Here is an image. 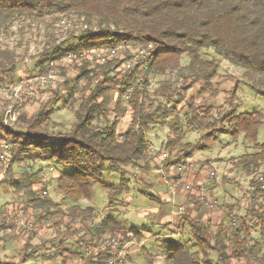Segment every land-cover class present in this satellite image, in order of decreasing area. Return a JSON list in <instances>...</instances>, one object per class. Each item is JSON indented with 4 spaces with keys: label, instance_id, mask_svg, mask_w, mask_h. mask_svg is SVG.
Returning a JSON list of instances; mask_svg holds the SVG:
<instances>
[{
    "label": "trees",
    "instance_id": "1",
    "mask_svg": "<svg viewBox=\"0 0 264 264\" xmlns=\"http://www.w3.org/2000/svg\"><path fill=\"white\" fill-rule=\"evenodd\" d=\"M56 15L77 16L88 23L94 19L98 28L95 32L84 31L73 39L77 43L74 46L68 39L41 54L37 62L41 71L76 48L94 49L121 42L151 43L155 54L146 72L138 69L122 72L117 61L100 65L97 72L87 63L71 65L76 71L70 93L60 97L55 92L53 97L61 98L62 106L73 112L75 122L67 132L56 129L59 125L52 120L54 109L50 101L42 104L29 119L21 118L22 129L0 126V138L10 145L13 153L7 162V173L16 163L28 161L29 170L30 165H39L36 172L23 175L19 180L11 181L2 176L0 189L11 185L16 194H22L26 208L39 211L38 221L55 214L56 205L48 197V191L47 195H42L51 182L55 183L63 200L77 204L89 196L91 182H98L103 173L120 169L125 174L129 167L144 159L150 149L145 136L158 125L174 135L167 138L163 146L170 157L169 165L184 162L196 151L206 149L201 142L216 132L221 133L224 125L233 138L242 135L245 141L254 144L255 152L240 157L236 166L252 177L264 165V144L255 143L262 121L259 112L239 115L228 112L213 118V108L203 113L197 111L193 104L195 98L188 102L181 121L175 110V105L181 104L190 90L185 85L188 80L193 85L198 83L197 96L214 93L212 81L217 75V62L208 58L209 51L243 70V78L264 89V0H0V39L6 26L17 19L39 20ZM182 60L189 75L180 77L185 80L183 86L175 87L171 81L176 79L177 73L176 77L165 73L178 71ZM15 68L14 54L0 47V84L15 75ZM139 77H142L140 81ZM155 78L159 79L158 86L152 91L151 79ZM171 103L172 108L168 106ZM126 114L129 121L123 127ZM210 127L214 133L208 130ZM217 127H221V131L216 130ZM192 131L204 133L195 144L184 143L185 134ZM173 157L177 160L173 161ZM42 163L54 170L60 167L66 171L51 182L49 179L42 187L39 179L44 169ZM122 184L115 189L111 187L112 201L122 193ZM251 186L256 196L247 203L246 215L237 217L238 227L219 223L212 229L209 223L183 219L191 238L184 243L169 244L166 263L264 264V205L259 204L264 189H260L257 178L251 180ZM76 210L79 211L76 206L72 208ZM88 211L80 210L77 216L82 220L80 227L68 223L71 237L80 231L89 232L93 239L97 233L125 241L133 238L128 237L129 232H133L136 239L140 235L134 228L126 230L112 217L93 224L92 228V220L87 222ZM84 238L72 239L79 250L93 243ZM28 242L23 251L25 257L18 264L35 253L29 250ZM59 246L64 252L68 249L63 242ZM53 257L54 254L43 256L44 259ZM104 259L105 256L100 255L97 262ZM85 262L97 264L91 259Z\"/></svg>",
    "mask_w": 264,
    "mask_h": 264
},
{
    "label": "rangeland",
    "instance_id": "2",
    "mask_svg": "<svg viewBox=\"0 0 264 264\" xmlns=\"http://www.w3.org/2000/svg\"><path fill=\"white\" fill-rule=\"evenodd\" d=\"M97 28L98 25L96 20L93 19L88 23L83 18L71 15L49 16L39 20L20 18L6 26L0 39V47L14 54L16 73L13 77L6 78L5 81L0 84V126L11 127L15 130L22 129L21 118L29 119L42 104L50 101V105H52L54 109L52 120L55 124L59 125L56 129L63 132L70 130L72 124L75 122L73 112L69 108L62 106L63 100L61 98L55 100L53 97L55 92H57L60 97L70 93L76 69L73 66L67 70H62L57 67V62H54L49 68H45L41 71V67H38L37 62L41 54L46 53L50 48L68 39L69 44L74 46L77 43L76 40L73 39L79 38L80 35L87 30L95 32ZM208 58L217 62V75L212 81L214 93L211 95L206 94L197 96L198 83L193 85L190 84L191 82L189 80L185 82V80L183 81V79L180 78L189 75L183 60L181 61L180 69L178 71L175 70L177 77L175 80L171 81L175 84L174 86H183L182 83L185 82V85L190 87V90L185 95L184 101L179 105H175L178 119L181 121L184 118L183 115L186 112L187 104L192 98H195L193 104L199 113H203L207 108H213V118H219L228 112H234L236 115L259 112L262 115V121L258 128L255 143L264 144V89L243 78V70L221 60L212 51H209ZM48 71H54L62 80L61 82H57L53 88L49 83L43 87V89H40V87L37 86L36 79L45 75ZM179 74H182V76H179ZM158 81L159 79L157 78L151 79L152 91L158 86ZM234 86H236V88L233 90ZM42 92L45 96L43 99H40V93ZM115 97L116 95L114 94V98ZM168 106L172 108L174 104L171 103ZM12 114L16 119L15 122H10L9 120ZM169 116L171 119L174 118L172 114H169ZM128 121L129 118L126 114L122 122L123 127ZM220 128L221 127H217L216 130L221 131ZM180 129L183 130L182 125ZM212 129L211 127L208 128L209 131L213 132ZM203 133L204 132L200 131L186 133L184 143L195 144L199 141ZM145 137L153 146H160L162 143L161 148L164 149L163 145L167 138H172L174 135L171 130L168 131V128L158 125L148 132ZM201 144L205 146L206 149L196 151L192 155V162L198 164V161H203L201 167L206 166L204 171L206 173L215 171V181H207L208 185H216L214 186L215 192L221 200L235 204L234 207H232L233 213L227 210L230 206L226 204H220L218 213L220 212L221 215L227 214L229 219L234 217L237 218L233 214L245 216L249 204L244 207V210L243 205L249 203V201H253L252 199L256 196L253 193L251 180H255L258 175H261L264 179V165L261 166L256 175L249 177L244 174L243 170L236 166L235 163L240 157L253 154L255 152L253 149L254 144L245 141L242 135L233 138L226 125H224L221 133L216 132L213 136L203 140ZM27 162L28 161H24L20 162V164H14L10 173L8 174L6 170V174L3 176L11 179V181H15L23 178V175L33 174V172L38 170V163H36V166L30 165L31 169L29 170L28 165L30 163ZM43 167L47 172V165ZM134 167H136V165ZM168 167H170V165ZM1 170L2 167L0 165V171ZM25 170L26 173L24 172ZM129 170H126L128 171L127 174H122L120 169L103 173L98 182H91L89 196L80 200L77 204H72L63 200L61 193L56 190L55 183H52L50 178L51 183L47 191L48 197H50L56 205L53 209L55 214L40 222L37 220L39 211H33L35 228L32 233L27 234L26 238H28L27 241L29 240L27 244H30L29 250H34L35 253L33 256H27V259L22 264H60L61 257L63 256L44 259L40 254L44 251L45 245L50 248L51 245L58 244V241L66 243V241H68V236L70 239L78 238V232L74 233L71 237L70 228L68 227V219L77 217V215H72V209L68 208L75 206L83 209H94L97 214V222L107 217L119 218L126 222L127 225L125 226L135 229L145 228L151 232V235L156 234L158 229L156 228L157 225L154 224V220L157 217L152 215L150 211H147L156 206L150 196V194L154 195L156 189L144 187L138 182L136 184L133 179V172L132 170L129 172ZM64 171H66V169L56 167L52 175L58 176ZM125 180L129 181L127 184L128 191L122 192L114 197L112 201L110 193L111 187L115 189L119 184H124ZM5 186L10 188L8 191L12 194L10 191L13 190L12 186ZM121 188L123 189L124 187ZM7 193V190L0 191V211L4 210L5 203L11 200V195ZM257 199H259V197ZM19 200V203L24 205L25 199L22 198V200ZM127 202L128 205L122 208L123 203ZM260 203L264 205V197L261 198L259 204ZM63 211H65V214H63ZM66 212L69 214H66ZM143 212H147L146 216H141ZM91 219L96 223L95 218ZM36 238L38 241L36 242L37 244L34 245ZM23 239L25 242V237H23ZM165 242L166 241H163V239L158 241L149 240L147 246L160 245L162 248L166 247V245L168 246V243ZM169 242L175 243L173 240ZM25 245L21 247H8L7 250L0 251V262L18 264L19 261L25 257V253L23 252Z\"/></svg>",
    "mask_w": 264,
    "mask_h": 264
},
{
    "label": "crops",
    "instance_id": "3",
    "mask_svg": "<svg viewBox=\"0 0 264 264\" xmlns=\"http://www.w3.org/2000/svg\"><path fill=\"white\" fill-rule=\"evenodd\" d=\"M125 126V125H124ZM164 146V145H163ZM162 147V143L160 146H153L150 143V149L149 152L145 155L144 159L137 162L136 167L132 166L129 167L127 170L129 172L132 170L133 172V179L135 180V183H140L144 187L147 188H154L155 193L150 194L151 199L153 203L156 205L152 207L151 209H148L147 211H150L152 215L156 216L157 218L154 220V224H156V228L158 229V232L156 234L151 235L150 231L143 228V229H136L140 232L139 237L136 239L133 234V238L130 239L128 247H127V253H126V260L125 264H148L150 261L151 264H168L166 263V247H160V245H151L147 246V243L149 240L158 241L160 239L165 240V243L171 244L169 241H175L176 243H184L189 241L191 238L190 229L188 226L184 223L183 219H196L198 221L209 223L212 225V229H214L215 225L221 223L223 225L230 224V219L228 218V215H221L219 213H210L207 210H205L203 207L199 205L192 206L191 205V195H189L187 192L184 191L183 185L184 184H202L207 186L213 195L216 197V199L219 201L220 204H226L230 206L227 208L228 211H232L234 203H229L227 201L221 200L215 192L216 185L213 186V184H209L207 181H215V179H209L208 175L205 171V167H201V163L198 161V164H195V168L192 171H187L181 175L182 182L178 183L176 181L177 173L173 170V166H169V157L164 156L165 150ZM192 161V158L187 159V161ZM44 165V163H42ZM139 166V167H138ZM134 167V168H133ZM167 167V168H166ZM128 171L125 172L127 174ZM51 174H48V178L51 180L55 179L57 176H53ZM3 174L0 173V179H2ZM52 176V177H51ZM39 180V179H38ZM128 180L124 181L123 185V193L128 191ZM38 188H40V185L37 184ZM10 187V186H9ZM36 187V188H37ZM10 188L7 186H2L1 190H7V194L11 195V200L9 202L5 203L4 210L0 211L2 215H0V251H5L8 249V247H21L24 246L27 239V234L23 230H21L18 233L14 234H7L4 232V228L12 225L14 221L17 219L21 220H29L35 223L33 216L34 212L30 208H26L24 205H21L19 202L24 197L20 194H16L14 190H10L12 192L9 193ZM47 191V190H46ZM249 201V200H248ZM140 202V201H139ZM250 202V201H249ZM141 204V202H140ZM247 203L243 205L246 206ZM128 205L127 203H123L122 208H125V206ZM225 205V206H226ZM111 206V205H110ZM67 208V206H66ZM73 208V207H72ZM68 208V209H72ZM89 210L88 213L86 212L87 217H90L87 219L92 220L91 218H95V221L97 223V214L92 208H78L79 211H71L72 215H79L80 210ZM37 212V211H36ZM65 214V211H63ZM147 212H143L141 216H146ZM227 213V211H226ZM21 214V215H20ZM66 214H69L66 212ZM236 217H243L237 216L236 214H233ZM63 216V215H62ZM108 218V217H107ZM114 218V217H112ZM105 219V218H103ZM103 219H100L103 220ZM119 223H121L122 226L126 228V230H129L133 227L125 226L127 225L125 221L114 218ZM99 221V222H100ZM88 224V223H87ZM89 225V224H88ZM35 226V224H34ZM35 228V227H34ZM88 229V226H87ZM135 229V228H134ZM214 231V230H213ZM133 233V232H131ZM71 234V232H70ZM85 237L84 240L94 241V239L91 237L90 233L87 231H80L78 233V238ZM23 237H25V242ZM4 238V239H3ZM77 238V239H78ZM34 245H36L38 239H35ZM61 241H58V244L51 245L50 248H48L46 245L44 246V251L40 254L42 256L50 254H54L55 256H63L61 257L60 264H73V258L72 255L76 253L79 250V247H77L73 240L70 239L68 236V241L66 243L63 242L66 246H68V249L64 252L63 250H60L59 243ZM146 253V254H145ZM72 254V255H71ZM67 258L65 262L63 260ZM72 258V259H71Z\"/></svg>",
    "mask_w": 264,
    "mask_h": 264
},
{
    "label": "built area",
    "instance_id": "4",
    "mask_svg": "<svg viewBox=\"0 0 264 264\" xmlns=\"http://www.w3.org/2000/svg\"><path fill=\"white\" fill-rule=\"evenodd\" d=\"M155 54V49L151 43L145 45H137L136 43L121 42L114 46L98 47L94 49H82L76 48L69 52L65 57L57 61L58 68L69 69L71 65L87 63L90 68L95 72L98 71L100 65H104L108 62H116L119 64V70L128 73L132 70H139L146 72L148 70L149 62ZM166 76L176 77V72L167 71ZM142 77L138 78L140 81ZM62 78L57 76L54 71H48L45 75L38 77L36 79L37 86L43 89L46 85L50 83L53 88L57 82H61ZM131 91L128 92L127 96L124 97V101H127ZM45 94L40 93V99H43ZM10 122H15V117L13 114L9 118ZM4 127V126H3ZM12 156V149L10 145L3 139L0 138V165L2 170L1 174H6L7 162ZM164 156L167 158L169 154L165 151ZM170 158V157H169ZM173 161L177 159L172 158ZM173 170L177 173L176 181L178 183L182 182L181 175L187 171H192L195 168V163L192 161L178 162L172 165ZM54 168L51 166L47 167L46 170H42L39 174V179L42 187L48 184L49 178L48 174L54 173ZM209 179L216 178V172L211 171L207 173ZM257 180L260 183V189H264V179L261 175H258ZM183 189L189 195H191V205H199L203 207L210 213H218L220 204L210 189L202 184L192 185L184 184ZM42 195H47V191L44 189ZM21 215V214H20ZM232 227H238L240 225V220L237 218H232L229 220ZM68 223H74L76 227L82 225V220L79 217L68 219ZM96 224L94 221L90 222V227ZM7 234L18 233L23 230L25 233H31L34 231V224L29 220L17 219L14 223L3 229ZM129 238L133 237V233L129 232ZM129 242L122 240L120 238L110 236L108 234H95L94 241L92 245H86L78 250L74 255L73 264H89L86 263V259H91L92 262H97L100 255H104L105 259L97 264H125L127 247Z\"/></svg>",
    "mask_w": 264,
    "mask_h": 264
}]
</instances>
